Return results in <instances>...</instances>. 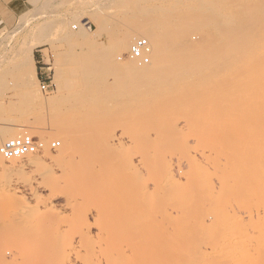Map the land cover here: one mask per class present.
I'll return each instance as SVG.
<instances>
[{"label": "rangeland", "instance_id": "rangeland-1", "mask_svg": "<svg viewBox=\"0 0 264 264\" xmlns=\"http://www.w3.org/2000/svg\"><path fill=\"white\" fill-rule=\"evenodd\" d=\"M14 4L3 3L0 11V144L28 133V127L46 148L36 154L43 158L39 163L10 172L0 167V264H54L52 245L45 240L48 228L44 223L36 229L32 221L37 210L45 213L47 207L53 208L54 213H45L47 221L60 216L58 233L68 236L67 242L72 240L73 249L66 248L69 261L81 264L92 251L78 243L80 219L91 222V235L97 239L105 219L98 211L106 205L124 213L136 208L141 219L172 203L177 206L173 221L161 233L155 223L126 213L120 224L134 234H129L117 256L143 264H264V0H18ZM30 16L34 17L21 29V21ZM151 25L158 31L161 70L164 75L171 72L164 78L167 83L144 88L122 66L136 59L129 53L133 40ZM119 38L131 41L129 48L120 50ZM30 47L36 68L26 53ZM40 66L46 68L37 72ZM48 75L52 87L43 91L40 80ZM250 84L258 85L253 95L247 91ZM213 105L217 108L210 110ZM204 110L227 120L210 132L201 117ZM223 134L231 143L224 147L227 153L219 147ZM244 139L249 144H243ZM57 140L60 146L52 147ZM66 143L77 156L63 170L49 156H62ZM209 146L214 148L211 157L228 164V171L240 162L241 169L255 170V176L238 183L223 203H217V193L207 189L215 165L198 153ZM166 154L192 164L182 165L183 171L175 159L176 180L158 185L169 169L163 160ZM0 159L6 164L17 160ZM88 163L93 169L83 181ZM127 163L128 170L117 169ZM138 186H146L148 192L134 194ZM227 199L253 210L252 216L243 224L236 214L226 217ZM202 213L207 214L205 222ZM12 214L18 218H9ZM21 217L32 221V232H20ZM36 238L47 242L48 248L41 244L39 249L42 242ZM21 250H25L22 256Z\"/></svg>", "mask_w": 264, "mask_h": 264}, {"label": "bare ground", "instance_id": "bare-ground-1", "mask_svg": "<svg viewBox=\"0 0 264 264\" xmlns=\"http://www.w3.org/2000/svg\"><path fill=\"white\" fill-rule=\"evenodd\" d=\"M32 3V2H31ZM42 6V5H41ZM40 8V7H39ZM51 13V12H50ZM27 14H29V13H27ZM26 14V15H27ZM31 14V13H30ZM33 14V13H32ZM22 15V14H21ZM36 15H38V14H36ZM83 15H84V12H83ZM22 16H25V15H22ZM27 17V16H26ZM32 17H34V16H30V17H28V18H25V17H19V18H25V19H23L22 21H21V23H20V28L22 29V28H24V27H26L28 24H29V22H30V20H32L31 18ZM80 18H82V17H80ZM85 19V17H83L81 20H84ZM34 20V19H33ZM45 22H47V20H45ZM48 23V22H47ZM46 23V24H47ZM82 24V23H81ZM87 24H89V22H83V25H87ZM42 25V24H41ZM43 26V25H42ZM49 26V25H48ZM51 26V28H52V25H50ZM49 26V27H50ZM19 27V26H18ZM44 27V26H43ZM46 27V26H45ZM44 27V28H45ZM148 27V26H147ZM20 28H18V29H20ZM159 29V28H158ZM43 30V29H42ZM14 32H15V30H14ZM21 32V31H20ZM138 33V35H139V37L141 36V35H144L145 36V38L146 39H148L147 41H149L148 43H149V45H148V47H149V49H148V53H146L145 52V55L142 57V58H140V59H132V60H134V61H132V62H129V63H126L124 66H122V69H123V71H125L126 72V74L128 75V77H130V78H133L134 80H137L138 81V86H143L144 88H149V87H153V86H156V87H158V86H161V85H163V83L165 84V83H167V82H165L166 80L164 79V78H167L168 76V74H170V72L171 71H169L168 70V72L164 75V72L161 70V67H160V65H159V62H158V60H159V57H160V45H159V40H158V31H157V29H155V27L153 26V25H151L150 27H149V29H148V32H146L145 33V31L143 32V31H138L137 32ZM127 35H129V33H127ZM124 36H126V34L124 35ZM124 36L123 37H121V38H124ZM127 37V36H126ZM130 37V36H129ZM131 37H136V36H134V35H132V33H131ZM130 37V38H131ZM142 37V36H141ZM121 38H119V43H118V47H119V49L120 50H124V49H127V46H128V48H129V46L131 45L130 43H131V41H129L128 43H127V41H126V39H121ZM136 39V38H135ZM134 39V40H135ZM133 40V41H134ZM33 44V43H32ZM128 44H130V45H128ZM31 45V44H30ZM29 45V46H30ZM35 45V44H34ZM152 51V52H151ZM151 52V53H150ZM26 53L28 54V58L30 59V61L32 62V65L36 68V64H35V56H34V50H33V48L32 47H30L27 51H26ZM26 53H24V54H26ZM6 54V53H5ZM148 54H152L151 55V57H148ZM25 56V55H24ZM1 58V57H0ZM132 58H134V57H132ZM21 60V59H20ZM3 61V60H2ZM1 63V62H0ZM241 70V72L242 73H244L245 71H246V69H245V67H243V68H241L240 69ZM165 77H164V76ZM130 78H128V79H130ZM136 81V82H137ZM132 82H135V81H132ZM139 83L141 84V85H139ZM143 84V85H142ZM136 86H137V83H136ZM257 89H258V85L257 84H250V86L248 87V89H247V91H248V94L249 95H253L256 91H257ZM29 93V92H28ZM27 94V92L25 93V95L24 96H27L26 95ZM23 95V94H22ZM41 101H42V103L44 102V103H46L47 102V100L46 99H41ZM252 101L254 102H256V99H255V96L252 98ZM257 103V102H256ZM215 108H217L216 107V105H213V106H211L209 109L211 110H214ZM30 111V110H29ZM34 114V113H33ZM32 115V114H31ZM35 115V114H34ZM201 117L203 118V120H204V123L207 125V126H209V131L210 130H212L213 129V127L214 128H216L217 130L218 129H220L221 128V126L224 124V122L227 120L226 119V117H224L222 114L220 115V114H212V112L211 111H208V110H204L203 112H202V115H201ZM262 120H264V119H262ZM262 120H261V122H262ZM239 122V121H238ZM238 122H237V124H238ZM241 123V122H240ZM242 125V124H241ZM237 126V125H236ZM239 126V125H238ZM28 128V127H27ZM26 128V130L28 131V133L29 134H31L30 132H31V130H29V129H27ZM240 128V127H239ZM26 130H25V132H26ZM222 130H223V128H222ZM221 130V131H222ZM237 130H238V127H237ZM20 131V130H19ZM24 131V130H23ZM21 132H22V129H21ZM211 132V131H210ZM17 133V132H16ZM19 133V132H18ZM24 133V132H23ZM33 133V132H32ZM14 134V133H13ZM20 134H22V133H20ZM218 134H221L222 135V133L221 132H218ZM217 134V135H218ZM242 135V134H241ZM240 135V136H241ZM219 136V135H218ZM243 136H245V135H243ZM225 136H224V134H223V138H224ZM237 137H238V135H237ZM246 137H248V134H247V136ZM222 138V137H221ZM244 138V137H243ZM220 139V138H219ZM231 139V138H230ZM239 139V138H238ZM66 139H64V141H65ZM218 140V139H217ZM222 142H219V147L221 146L223 149H221V147H220V149L222 150V152H223V150L225 149L224 147L225 146H229V144H231L230 143V140L229 139H220ZM232 140V139H231ZM233 141V140H232ZM240 141H242V139L240 140ZM42 142V149L41 150H44L45 148H46V144H45V142H43V141H41ZM236 142V141H235ZM2 143V142H1ZM237 144V143H236ZM240 144V143H239ZM243 144H245V145H247V144H249V140L248 139H244L243 140ZM218 145V144H217ZM217 145H215V146H217ZM241 146V145H240ZM211 147H213V146H209V152L210 153H207L208 151L206 150V149H201V150H198V153L201 155V157L202 158H206L207 160V162L210 164H213V167H214V165H215V167H214V170H213V172L210 174V176H209V178H208V180H207V189L209 190V191H211L212 193L215 191V193H217L216 194V201H217V203L219 202V201H222L221 203H223V201L225 200V197H226V195L227 194H229L230 192H232L233 190H236L235 188L238 186V183H240V182H242L243 180H245V179H247V178H252V177H254L255 176V174H254V172H255V170H253L252 168H250V169H241V165H242V163L240 162L239 164H240V166H238L237 168H236V165L233 167V166H231V168L229 169V171L227 170V168L228 167H226L227 165L226 164H224V162H221V161H217L214 157H211V156H213V149L214 148H211ZM216 148H218V147H216ZM215 148V149H216ZM76 149V148H75ZM227 149H229V148H227ZM218 150H219V148H218ZM226 150V149H225ZM224 150V152H226L227 153V151H225ZM215 151V150H214ZM220 151V150H219ZM216 152V151H215ZM214 152V153H215ZM63 154H62V156L61 155H59V156H53V154L51 155L50 154V159H52V160H54L55 162H57L58 163V165H60L61 167H62V169L64 170L65 169V165H66V163H70V162H75V158H76V152L75 151H73V146H68V144L66 143L65 144V146H64V148H63V152H62ZM89 154V153H88ZM224 154V153H223ZM145 155V154H144ZM143 155V156H144ZM89 156V155H88ZM0 157H2L1 156V154H0ZM86 157V156H85ZM148 157V156H147ZM163 157V156H162ZM161 157V158H162ZM158 158H160V157H158ZM41 159H43L42 157H40V156H38V155H36V154H30V155H28V156H26V157H23V158H17V160H15V161H11V163L10 164H6V163H4L3 161H2V159H0V167L1 168H3V169H5V171L7 170L8 172H10L11 170H13V169H15V168H17V167H21V166H23V165H33V164H36V163H39L40 162V160ZM175 159L177 160V164H178V162L180 163V169L181 170H183V168L184 167H182V165H185L186 163H188V165H191L192 163H190V161H189V159H184V158H181V157H176L175 155H173V154H169V155H165L164 157H163V160L169 165V169L168 170H166V173H164L163 175V177L160 179V181H158L157 182V184L158 185H160V183H167V184H171L173 181H175L176 180V173H175V169H177V168H175V167H173L174 166V164H175ZM192 159H194L195 161H196V159L195 158H192ZM220 160V159H219ZM222 160V159H221ZM42 161V160H41ZM90 161H91V159L89 158V163H90ZM217 161V162H216ZM143 162L145 163V158H143ZM185 162V163H184ZM225 162H227L226 160H225ZM229 162V161H228ZM87 164V166H86V168L84 169V171H85V174H84V176H82V178H80V179H83V181H84V179L85 180H87L86 178H87V173H91V171H92V166L90 165V164ZM86 164V163H85ZM231 164H232V162H231ZM236 164H237V162H236ZM229 165H230V163H229ZM233 165V164H232ZM238 165V164H237ZM244 166V165H243ZM67 167V166H66ZM129 167H131V164L130 163H127L126 164V166L125 167H123V166H117V169L118 170H121V171H126V170H128L129 169ZM239 167H240V169H239ZM175 168V169H174ZM68 169V168H67ZM6 171V172H7ZM176 171H178V170H176ZM184 171V170H183ZM228 171V173H225V172H227ZM80 172V171H79ZM80 174V173H79ZM78 174V175H79ZM82 174V175H83ZM81 175V174H80ZM90 175V174H89ZM183 175H185V176H188L189 174L187 173V172H184V174ZM76 178L75 179H77L78 177L76 176V175H74ZM113 176V178H114V176H116V175H112ZM226 176H228V178H226ZM81 177V176H80ZM117 177V176H116ZM107 178L109 179V178H111V175L109 176H107ZM113 178H111V179H113ZM73 179V178H72ZM107 179V181H106V183H110V181L112 182V180L110 179V180H108ZM114 180V179H113ZM77 181H78V179H77ZM80 181V180H79ZM105 181V180H104ZM115 182V181H114ZM110 185H111V183H110ZM219 185V186H218ZM103 185L101 184V187H102ZM108 186V185H107ZM100 187V188H101ZM106 187H103V189H105ZM218 188V189H217ZM133 189V188H132ZM131 189V190H132ZM131 190H129L128 189V191H131ZM148 189H147V187L146 186H138V188H136V189H134L133 190V192H134V194H139V195H144L146 192H148L147 191ZM128 191H124L125 193L126 192H128ZM234 192V191H233ZM129 193V192H128ZM127 193V194H128ZM130 194V193H129ZM128 194V195H129ZM131 194H132V191H131ZM133 194V195H134ZM135 196V195H134ZM137 196V195H136ZM76 198V197H75ZM76 200V199H75ZM226 203H228L229 205H227L228 206V208H227V215H226V217H233V215H235L236 214V216H238V217H236L237 218V220H239L238 221V223L240 222L241 224H243L242 223V221H244V219H245V217H247V216H252V214H253V210H251V209H248V208H246L244 205H241V204H238L237 203V206H235V205H233L232 204V202H231V200L230 199H227V202ZM4 204V203H3ZM2 204V205H3ZM47 207V206H46ZM129 207V206H128ZM2 208H3V206H2ZM107 208V209H106ZM130 209H131V207H129ZM133 208V207H132ZM125 210H127V208H124ZM130 209H128L129 211H126V213L129 215V213L131 214V213H137V214H135V215H137L138 216V219L139 220H141V222H143V223H145L146 221H150V222H153V223H155V225H156V229H157V232H164V231H167L169 228H170V226H171V223H172V221H173V212L177 209V206L175 205V204H171L170 206L168 205L164 210H161V212L160 211H158V213L160 212V214H156V215H154L155 213H149V214H147V215H143V216H141V219H140V217H139V215H138V210L136 209V208H134V210H130ZM0 210H1V207H0ZM52 210H53V208L52 207H47V209H46V215H47V213L48 212H50V213H54V210H53V212H52ZM23 211H25V209L23 210ZM120 211H122L121 209H119V210H116V209H114L113 207H111V205H106L105 207H103L100 211H98L99 212V215H102L103 216V218H105V219H103V223L102 224H100V226H99V232H98V238L97 239H95V237H93L92 235H91V225L89 224V223H91V222H87L86 220H88V219H80V227H77L78 228V233H76V232H73V233H76L77 234V236H78V243L80 244V247H87L88 249H90L92 252H91V256L89 257V258H87V257H85L86 259H84V258H82L81 259V261H82V263L81 264H143V263H140L141 262V260L139 261V260H133V259H131V258H129V257H127V258H125V259H121L120 257H118L117 256V254L119 253V252H121V250H122V248L124 247V244L125 243H128L129 241V237H131V236H133V234L134 233H132V231L131 232H128L129 231V229H128V227H125V226H121V222L126 218V217H128V216H126V213H124V210L122 211V212H120ZM136 211V212H135ZM6 212V211H5ZM10 212V211H9ZM42 212L44 213V211H40V210H37V212L35 211L34 213H35V215L32 217V218H34V220H32V221H36V222H34V223H36V226H35V228L37 227V228H40V226H38V225H42V224H44L45 223V228H48L46 231H47V235H46V238H45V240H47L48 241V243H50V245H52V248H50L49 249V252H50V256L52 257V260H53V262H54V264H68V261H69V258H70V253H69V249H68V251H66V248L67 247H72V243H69L70 241H72V240H70L69 239V242H67L68 241V239L66 240L65 238H67L68 236H65V238H64V235H62V231L60 232V233H58V231H59V227H60V225L59 224H61L62 222H60V216H56L54 219L52 218V216H51V219H48V221H47V218H49V217H47L46 218V215H45V213H44V215L42 214ZM139 212H140V210H139ZM12 213V212H11ZM10 213V214H11ZM14 213H17V212H14ZM13 213V214H14ZM23 214H24V212H22ZM21 213V214H22ZM32 213V212H31ZM33 213V214H34ZM207 213H209V211L207 212ZM211 213V212H210ZM10 215V217L9 218H11V219H13V220H16L17 218H18V216L16 217V215ZM26 214V213H25ZM32 214V215H33ZM203 214H205V215H203ZM212 214V213H211ZM6 215V214H5ZM7 215H8V213H7ZM18 215V214H17ZM58 215V214H57ZM202 218H200L201 220H204V222L206 221V216H207V214L206 213H202ZM22 216V215H21ZM23 216H25V215H23ZM27 217V216H26ZM29 217H31L30 215H29ZM59 217V218H58ZM215 218H216V216H214ZM23 217H21V220L20 219H18L19 221H20V224H19V228L21 229V231L20 232H25V233H27V232H29V230L31 231V222H29V218L27 219H22ZM87 218V217H86ZM208 218V217H207ZM219 218V217H218ZM217 218V219H218ZM219 219H221L222 221H223V219L224 218H219ZM218 219V220H219ZM64 219H62V221H63ZM82 220V221H81ZM214 220V219H213ZM225 220V219H224ZM210 221H211V219H210ZM65 222V221H64ZM214 222V221H213ZM34 225V224H33ZM63 225V224H62ZM29 227H30V229H29ZM42 227V226H41ZM240 227H244V226H240ZM34 228V229H35ZM36 228V229H37ZM61 228V227H60ZM19 229V230H20ZM33 229V230H34ZM42 229H44V228H42ZM75 229V228H74ZM73 229V230H74ZM243 229V228H242ZM45 230V229H44ZM61 230V229H60ZM175 230V229H174ZM177 230V229H176ZM241 230V229H240ZM75 231V230H74ZM32 232V231H31ZM177 232V231H176ZM24 233V234H25ZM45 233V232H44ZM43 233V234H44ZM67 235L68 234H70V233H68V230H67ZM65 233V234H66ZM130 233H132V235L130 234ZM43 234H41V235H43ZM59 234V235H58ZM129 234L131 235V236H129ZM22 235V234H21ZM30 235V234H29ZM32 235V234H31ZM40 235V234H39ZM62 235V236H61ZM38 236V235H37ZM37 236H35V237H37ZM74 236V235H73ZM262 236V235H261ZM25 236H23L22 238H24ZM29 237H31V236H29ZM34 237V238H35ZM69 237H70V235H69ZM71 237H72V234H71ZM41 238H43V236L41 237ZM40 238V239H41ZM73 238V237H72ZM142 238V237H141ZM21 239V238H20ZM33 239V238H32ZM36 239H39V238H36ZM39 239V241L40 242H42V243H37L36 242V240H35V242L37 243V244H39V249H40V246H41V244H43V245H45V242H43L42 240H40ZM230 240H233L234 239V237L232 236V237H230L229 238ZM262 239H264L263 238V236H262ZM25 240V239H24ZM28 240V239H27ZM34 240V239H33ZM20 241V240H19ZM38 241V242H39ZM75 241V240H74ZM128 241V242H127ZM34 242V243H35ZM21 243H23V242H21ZM24 243H25V241H24ZM75 243V242H74ZM26 244V243H25ZM32 243H30V245H31ZM21 245V244H20ZM24 245V244H23ZM27 245V244H26ZM29 245V244H28ZM27 245V246H28ZM34 245H36V244H34ZM46 245H47V242H46ZM46 245H45V247H46ZM53 245L54 246H56L55 248H53ZM26 246V247H27ZM48 246V245H47ZM25 247V248H26ZM30 247V246H29ZM34 247V246H33ZM38 247V246H37ZM77 247V246H76ZM20 248V247H19ZM46 248H48V247H46ZM18 249V248H17ZM22 249H23V247H22ZM27 249V248H26ZM25 249V250H26ZM32 249V248H31ZM44 249V248H43ZM43 249L42 250H40V251H43ZM72 249H73V247H72ZM25 250H23V252H22V250L21 251H19L18 252V254L20 253L21 254V256H22V253H24L25 254ZM75 250V249H74ZM213 250V249H212ZM2 251V250H1ZM15 251V250H14ZM17 251V250H16ZM36 251H38V249L36 250ZM35 251V252H36ZM39 251V252H40ZM76 251V250H75ZM215 251V250H214ZM32 252H33V249H32ZM34 252V253H35ZM71 252V251H70ZM1 253V252H0ZM4 254V259L6 258L5 257V255H7V254H5V253H3ZM13 254H14V252H13ZM16 255H18L17 253H15ZM23 254V255H24ZM37 255H38V253H36ZM48 254V253H47ZM191 254V253H190ZM0 255H2V254H0ZM49 255V254H48ZM35 256V255H34ZM43 256V255H42ZM3 257V256H2ZM12 257V256H11ZM14 257V256H13ZM19 257V256H18ZM38 257H40V256H38ZM49 256H47V258H48ZM51 257H50V259H51ZM16 258V257H15ZM78 258V257H77ZM2 258L0 257V260H1ZM14 259V258H13ZM84 259V260H83ZM3 260V259H2ZM5 261V260H4ZM41 261V260H40ZM43 261H44V259H43ZM45 261H46V257H45ZM139 261V262H138ZM47 262V261H46ZM48 262H50V260L48 261ZM144 262V261H143ZM150 261H148V263H149ZM152 262V261H151ZM69 263H70V261H69ZM145 263V262H144ZM156 263H158V262H156ZM163 263V262H162ZM174 263V262H173ZM44 264H45V262H44ZM47 264V263H46ZM71 264V263H70ZM146 264H147V262H146ZM151 264V263H150ZM161 264V263H160ZM175 264V263H174Z\"/></svg>", "mask_w": 264, "mask_h": 264}, {"label": "built area", "instance_id": "built-area-1", "mask_svg": "<svg viewBox=\"0 0 264 264\" xmlns=\"http://www.w3.org/2000/svg\"><path fill=\"white\" fill-rule=\"evenodd\" d=\"M148 45L149 43L145 37L135 39L129 52L130 56L136 59L142 58L145 52H148ZM40 81L43 91L51 89L52 80H50L49 75ZM60 144L59 140L51 142V146L54 148L60 146ZM42 147V142L39 138L32 134L24 133L2 141L0 144V154L4 160L10 161L26 157L30 154H37Z\"/></svg>", "mask_w": 264, "mask_h": 264}, {"label": "crops", "instance_id": "crops-1", "mask_svg": "<svg viewBox=\"0 0 264 264\" xmlns=\"http://www.w3.org/2000/svg\"><path fill=\"white\" fill-rule=\"evenodd\" d=\"M16 1H18V0H0V11H3V3H7L8 2V4H9L10 2H14L16 4ZM13 8L16 10L15 7H13ZM43 59L41 60V62L44 65L46 62ZM38 61L40 62V60H38ZM43 68H46V67L45 66L37 67V72H39V71L41 72V69H43Z\"/></svg>", "mask_w": 264, "mask_h": 264}]
</instances>
